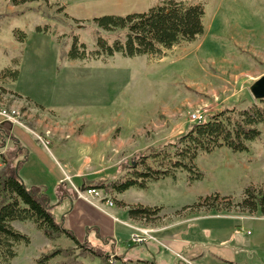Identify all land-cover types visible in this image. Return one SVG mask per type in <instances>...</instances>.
<instances>
[{
	"label": "rangeland",
	"instance_id": "1",
	"mask_svg": "<svg viewBox=\"0 0 264 264\" xmlns=\"http://www.w3.org/2000/svg\"><path fill=\"white\" fill-rule=\"evenodd\" d=\"M166 1L37 0L13 6L9 0H0V43L7 46L0 48V75L5 69L18 72L16 80L0 79V111L12 116L13 121L0 117L11 126L34 130L46 148L59 141H78L76 159L88 164L65 181L77 199L90 205L110 208L123 198L104 191H100V196L90 194V188H80V179L116 177L121 167L135 162L149 148L173 142L186 133L198 123L194 115L202 122L227 107L244 109L259 105L250 88L264 76V0H176L203 6L204 33L193 42L163 50L159 56L61 58V42L69 48L73 36L86 45L88 52L96 50L95 31L110 43L123 39L121 31L99 29L93 18L143 13ZM16 13L23 14L13 16ZM37 27L46 28L47 33L37 31ZM5 86L27 93L44 106L4 89ZM259 129L261 137L248 143L247 152L221 148L211 154L200 153L194 164L204 174L203 180L191 184L188 172L176 171L175 178L168 176L148 182L146 188L129 189L124 199L156 202L162 208L160 218L153 225L143 221L144 225L156 228L197 215L247 217L251 221L237 237L249 250L243 254L248 258L238 264H264V214L235 206L248 186L264 184V126ZM91 143L99 146L92 147ZM214 194L232 197L233 206L187 208ZM13 226L30 238V244L18 246L11 264H34L38 257L56 247L75 246L65 236L55 243L49 241L30 221L14 222ZM156 228L137 229L130 241L137 236L143 237V243L121 244L115 253L123 256L129 251L130 255L144 256L147 248L137 245L154 239ZM91 245L106 255L113 252L111 245ZM170 257L174 264L183 259L179 253L177 259ZM115 259L113 256L110 263ZM85 263L101 264L99 259L95 263L85 259Z\"/></svg>",
	"mask_w": 264,
	"mask_h": 264
},
{
	"label": "trees",
	"instance_id": "2",
	"mask_svg": "<svg viewBox=\"0 0 264 264\" xmlns=\"http://www.w3.org/2000/svg\"><path fill=\"white\" fill-rule=\"evenodd\" d=\"M37 0H9L13 6L25 5ZM40 12L39 9H31ZM63 10V9H60ZM23 13H16L18 16ZM205 11L200 4H188L168 0L151 7L143 13L126 16L105 15L92 19V22L106 32L121 31L123 39L110 43L100 32L95 31L96 50L88 52L84 43H79L73 36L68 45L61 42V58L65 60H95L121 54L127 58L139 56H159L163 50H169L182 42H193L204 33ZM78 21V20H75ZM64 24H67L64 22ZM37 31L46 32V28L37 27ZM56 36V32H53ZM25 35L20 38L23 41ZM18 77L17 71L5 69L0 79ZM244 109L227 107L209 120L198 122L189 127L186 133L177 140L166 143L139 155L135 162L121 167V173L110 179H100L84 183L81 189L94 188L110 195H119L134 187L146 188L148 182L158 181L168 176L175 178L176 171L188 172L189 183L201 181L204 174L194 161L200 153L211 154L227 148L232 152H247L248 143L261 137L260 126H264V101ZM13 143L14 149L2 153L6 141ZM0 157L3 167L0 169V264H11L17 256L18 246L30 244V238L20 233L13 226L14 222L30 221L44 236L52 242L67 237L75 242V247H56L44 253L34 264H85L84 260H100L101 264H111V254L95 250L85 240L79 243L75 234L66 229L53 211V205L46 191L39 187L28 188L19 175V170L27 159V151L11 134V125L6 123L0 128ZM119 206L126 207L128 216L133 220L153 223L160 216L162 208L129 206L117 201ZM231 208L232 197L214 194L201 198L189 209H215L216 206ZM242 211L264 214V184L250 185L244 191L241 201L235 205ZM99 237V234H98ZM104 242L109 239H102ZM117 259V258H116Z\"/></svg>",
	"mask_w": 264,
	"mask_h": 264
},
{
	"label": "crops",
	"instance_id": "3",
	"mask_svg": "<svg viewBox=\"0 0 264 264\" xmlns=\"http://www.w3.org/2000/svg\"><path fill=\"white\" fill-rule=\"evenodd\" d=\"M68 11L71 12L70 6H68ZM72 15L75 16L74 13ZM1 47L5 46L0 43ZM10 48L11 45L8 49ZM4 89L31 100L35 99L20 90H14L7 86ZM36 102L42 104L38 99ZM42 106L44 105L42 104ZM5 124L6 122L0 117V128ZM11 134L27 151V159L19 170V175L25 185L28 188L39 187L46 191L53 205L55 216L63 222L66 229L75 234L79 243L88 240L90 244L111 245L113 251L111 255L117 258L112 264L119 262L122 264H174L170 256L174 255L177 259L176 254L178 253L183 258L182 260L177 259L178 264H238L247 260L248 257L243 254L249 250L244 249L241 239L237 237V233L243 232L244 226L251 221L247 217L197 215L179 218L168 227L160 228L159 226L156 228L144 225L143 221L131 219L126 207L118 204L110 208L105 205L93 206L77 199L76 193L65 179L73 177L78 169L88 164L84 160L79 163L76 159L75 153L78 152L77 148L80 145L78 141H59L54 143L51 148H46L39 141L34 130L11 126ZM86 144L81 142V145ZM91 146L99 145L91 143ZM13 149V144L7 140L2 153ZM1 160L0 157V169L3 167ZM86 181L91 182L92 180L80 179L78 182L80 187ZM125 193L118 195V198H123V200H117L118 202L121 201L129 206L157 207L156 202L149 199L125 200ZM165 219L168 220V218ZM151 224L153 225V223ZM146 227L156 228L157 232L153 234L154 239L145 245H137L147 248V251L142 253L144 256L130 255L129 251L123 256L115 253L121 244H132L131 235L137 229ZM102 239L110 241L104 242ZM52 248H55L54 245L51 246ZM149 259H152L153 262ZM95 262L96 260H94Z\"/></svg>",
	"mask_w": 264,
	"mask_h": 264
},
{
	"label": "built area",
	"instance_id": "4",
	"mask_svg": "<svg viewBox=\"0 0 264 264\" xmlns=\"http://www.w3.org/2000/svg\"><path fill=\"white\" fill-rule=\"evenodd\" d=\"M0 115H3L4 117H6L8 119L7 122L13 121V117L8 115L5 111H0ZM193 119L196 122H197V120H198V122L201 121V118L199 116H197V115H194ZM88 191H89L90 194H93V195H96V196H100L99 194H101L100 191H102V190L90 188ZM108 202H111V201L108 200ZM143 240H144L143 237H137L136 236V237H133L132 242L135 243V244H142Z\"/></svg>",
	"mask_w": 264,
	"mask_h": 264
},
{
	"label": "water",
	"instance_id": "5",
	"mask_svg": "<svg viewBox=\"0 0 264 264\" xmlns=\"http://www.w3.org/2000/svg\"><path fill=\"white\" fill-rule=\"evenodd\" d=\"M253 98L257 101H264V76L259 78L250 88Z\"/></svg>",
	"mask_w": 264,
	"mask_h": 264
}]
</instances>
